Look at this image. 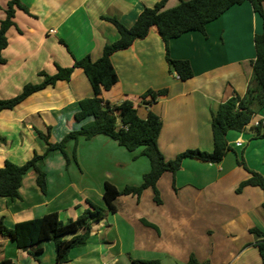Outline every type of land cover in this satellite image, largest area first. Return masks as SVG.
<instances>
[{
	"label": "crops",
	"instance_id": "0c3cea01",
	"mask_svg": "<svg viewBox=\"0 0 264 264\" xmlns=\"http://www.w3.org/2000/svg\"><path fill=\"white\" fill-rule=\"evenodd\" d=\"M10 0H0V22ZM160 0H20L27 11L16 8L6 33L8 46L0 64V100L20 95L25 86L38 85L70 68L75 60L103 55L106 45L119 39L116 19L131 28L146 8ZM181 0H169L164 9ZM189 1V0H183ZM264 8V2H263ZM52 31V33H51ZM263 20L246 1L228 9L206 26L205 34L188 32L169 41L172 60L189 61L193 77L182 81L171 71L165 45L156 29L111 60L118 82L100 98L111 106L128 100L138 115L159 116L162 129L158 148L166 161L188 150L214 151L212 118L231 98L244 99L251 84L256 59L255 37ZM167 90L155 101L149 91ZM93 96L82 69L70 81H60L33 93L12 110L0 111V168L6 161L24 165L34 158L44 174L46 192L38 173L23 177L19 197H0V223L7 229L57 213L63 223L87 209L104 208V217L91 226L86 243L73 248L65 264H263L258 249L264 231V191L238 187L252 173L264 178V107L253 105L252 121L242 130H230L228 151L219 163L185 159L176 174L164 173L157 183L160 202L148 188L137 197H118L111 211L104 200L105 184L118 190L139 187L150 172L142 149L129 152L105 136L79 138L60 150L48 152L79 130L91 117L78 122V103ZM260 122L262 129L253 123ZM241 140V146H235ZM82 230L78 235H83ZM35 253L36 247L30 249ZM56 264V248L46 242L34 258L0 235V264Z\"/></svg>",
	"mask_w": 264,
	"mask_h": 264
},
{
	"label": "trees",
	"instance_id": "16d2710c",
	"mask_svg": "<svg viewBox=\"0 0 264 264\" xmlns=\"http://www.w3.org/2000/svg\"><path fill=\"white\" fill-rule=\"evenodd\" d=\"M168 1L160 0L154 8H146L131 28L125 27L116 19H107L117 29L119 39L105 46L101 58L93 61L87 56L81 60H75L74 65L70 68L58 66V72L54 76H48L41 72L39 75L44 77L43 83L29 84L15 98L0 100V111L12 110L33 93L48 86H54L60 81H70L74 70L82 69L92 87L93 96L78 103L75 119L81 122L85 118L91 117L92 121L83 124L79 130L69 133L60 143L50 144L48 152L60 150L66 157L65 145L69 140H78L81 137L91 140L96 136L108 137L129 152L142 149L141 156L146 157L150 162V172L144 175L143 183L139 187H126L123 190H118L112 184L106 183L104 200L111 211H115L113 203L118 197L126 195L139 197L148 188L154 191L155 201L159 203L158 181L166 172L176 174L185 159L219 163L229 149L227 133L230 130L242 131L252 121L253 105L264 107V0H181L176 7L166 10L164 8ZM246 1L252 5L254 11L263 20V32L255 37L256 59L253 62V75L248 92L244 99L231 98L221 104L213 115V152L188 150L175 159L166 161L157 145L162 129V120L159 116L149 112L147 118L142 119L131 101L126 100L119 105L111 106L100 98L103 90H110L118 82V75L111 58L115 53L132 47L137 40L145 39L152 29H156L164 42L166 58L171 71L175 72L182 81H187L193 77L191 65L187 60L170 59L169 41L193 31L205 34L207 24L220 18L231 7ZM16 8L27 11L20 0H10L5 9L6 18L0 22V64L6 62L2 57V51L8 46L6 33L15 25L12 20ZM166 93L167 90L149 91L146 93V97H151L155 101ZM257 128L262 129V125ZM39 159L41 157L35 155L32 160L21 166L6 161L3 168H0V197L18 198V190L23 177L30 169L37 171L38 185L45 193V177L37 167ZM247 186L260 187L264 191V178L252 173V176L238 187L237 192ZM104 212L105 209L99 207L87 209L80 217L69 220L67 223H63L57 213H52L39 219L19 223L11 230L0 223V235L12 239L20 250L30 253L34 258H37V254L42 252L44 243L53 242L56 248V264H65L69 261L70 251L86 243L91 226L103 219ZM82 230L86 232L83 235H78ZM251 232L262 237L257 246L264 264V231L255 228ZM33 247H36L35 253L30 251ZM132 263L159 264L156 261L136 260H133ZM188 264H198V262L195 258H191Z\"/></svg>",
	"mask_w": 264,
	"mask_h": 264
},
{
	"label": "built area",
	"instance_id": "2783aa9c",
	"mask_svg": "<svg viewBox=\"0 0 264 264\" xmlns=\"http://www.w3.org/2000/svg\"><path fill=\"white\" fill-rule=\"evenodd\" d=\"M52 33V31H51ZM255 127H258L260 125V122L253 123ZM235 146L240 147L241 146V140L236 141Z\"/></svg>",
	"mask_w": 264,
	"mask_h": 264
}]
</instances>
